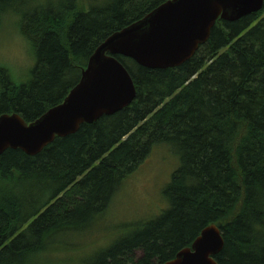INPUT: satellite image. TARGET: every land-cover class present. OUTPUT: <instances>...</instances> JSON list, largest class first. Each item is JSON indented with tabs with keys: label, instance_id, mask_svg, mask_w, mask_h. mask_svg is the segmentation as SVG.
Instances as JSON below:
<instances>
[{
	"label": "trees",
	"instance_id": "16d2710c",
	"mask_svg": "<svg viewBox=\"0 0 264 264\" xmlns=\"http://www.w3.org/2000/svg\"><path fill=\"white\" fill-rule=\"evenodd\" d=\"M168 1L59 0L40 8L29 7L36 0H0V18L20 17L37 50L28 85L0 74V116L30 124L61 104L108 37ZM115 58L135 86L129 107L56 138L35 157L0 156V264H28L29 256L50 264L56 245L93 227L157 145L180 159L164 192L168 208L124 225L123 237L82 264H164L210 225L224 241L217 264H264V7L236 22L217 20L178 68Z\"/></svg>",
	"mask_w": 264,
	"mask_h": 264
},
{
	"label": "water",
	"instance_id": "95a60500",
	"mask_svg": "<svg viewBox=\"0 0 264 264\" xmlns=\"http://www.w3.org/2000/svg\"><path fill=\"white\" fill-rule=\"evenodd\" d=\"M264 0H169L143 19L108 37L89 58L64 101L27 124L19 115L0 116V156L19 150L35 157L56 138L74 135L129 107L136 97L133 81L115 58L149 70L178 68L209 40L217 20L236 22L257 14ZM224 247L216 225L205 228L192 245L164 264H217Z\"/></svg>",
	"mask_w": 264,
	"mask_h": 264
},
{
	"label": "rangeland",
	"instance_id": "374dc122",
	"mask_svg": "<svg viewBox=\"0 0 264 264\" xmlns=\"http://www.w3.org/2000/svg\"><path fill=\"white\" fill-rule=\"evenodd\" d=\"M77 2L86 7V0ZM8 22L14 23L15 19L8 18ZM179 166V156L172 147H153L147 159L123 182L105 215L89 230L72 236L66 246L57 244L59 248L50 252V264L88 262L127 233L124 225L144 224L162 215L168 208L164 192ZM2 187L13 185L4 183ZM45 198L43 194L38 200Z\"/></svg>",
	"mask_w": 264,
	"mask_h": 264
},
{
	"label": "clouds",
	"instance_id": "9594fccd",
	"mask_svg": "<svg viewBox=\"0 0 264 264\" xmlns=\"http://www.w3.org/2000/svg\"><path fill=\"white\" fill-rule=\"evenodd\" d=\"M59 0H36L29 7H58ZM9 13L0 18V74H3L15 86H26L33 80L37 63L35 42L22 27V19L17 17L14 23L8 22ZM43 256L44 253H39ZM35 257L29 256V264Z\"/></svg>",
	"mask_w": 264,
	"mask_h": 264
},
{
	"label": "bare ground",
	"instance_id": "6f19581e",
	"mask_svg": "<svg viewBox=\"0 0 264 264\" xmlns=\"http://www.w3.org/2000/svg\"><path fill=\"white\" fill-rule=\"evenodd\" d=\"M25 8V7H24ZM2 12V11H1ZM7 12V11H6ZM16 13V12H15ZM21 16V15H20Z\"/></svg>",
	"mask_w": 264,
	"mask_h": 264
}]
</instances>
